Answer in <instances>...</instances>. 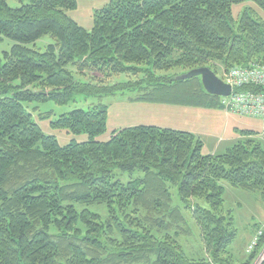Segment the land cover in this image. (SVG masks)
<instances>
[{"label":"trees","instance_id":"obj_1","mask_svg":"<svg viewBox=\"0 0 264 264\" xmlns=\"http://www.w3.org/2000/svg\"><path fill=\"white\" fill-rule=\"evenodd\" d=\"M15 1L0 0V40L13 42L0 56V264H252L264 235L236 260L223 195L228 185L264 201L258 134L242 131L214 155L190 132L151 125L99 142L107 107L98 103L51 122L88 136L61 146L25 105L131 92L137 103L222 109L199 77L177 81L175 72L264 66V0H108L90 30L68 16L78 0ZM234 5H245L236 20ZM45 37L51 43L36 50ZM119 76L128 80L106 84ZM192 225L201 256L181 245Z\"/></svg>","mask_w":264,"mask_h":264},{"label":"rangeland","instance_id":"obj_2","mask_svg":"<svg viewBox=\"0 0 264 264\" xmlns=\"http://www.w3.org/2000/svg\"><path fill=\"white\" fill-rule=\"evenodd\" d=\"M8 3L11 7H17L19 5L15 0H9ZM107 3L108 0H78L77 8L74 11H70L68 16L84 29L90 30L94 12L103 8ZM244 6L245 5H234L232 7V15L235 20L239 17ZM50 43L51 40L45 37L36 42L34 48L38 51H43L46 45ZM12 45L13 42L11 40L1 38L0 56L4 52H8ZM175 73L180 76L187 72L177 71ZM220 76L224 78L225 73L217 77L220 78ZM75 80L88 83L91 77L87 76L83 78L75 76ZM127 80L126 76H119L107 81L106 84L125 82ZM134 96V93L125 92L100 99L95 96L75 94L72 96V99L64 105L46 101L32 102L26 104L25 107L27 111L31 113L34 122L39 126L43 134L54 137L61 146L67 145L72 141L78 143L86 142L88 141V136L84 133L79 135L68 134L66 130L52 127L51 122L55 121L59 116L72 112L73 110H87L91 108L92 105L98 103H102L107 107L106 130L95 138V140L99 142L107 141L114 131L123 128L151 125L173 130L185 128L193 129L192 126L206 129L211 119L212 130L206 129V131L211 132L213 137L201 139L204 143L202 152L203 154L210 152L222 154L227 147L234 144V139L239 137L233 132L234 128L239 126L251 127L255 130L261 129V123L258 119L241 117L226 112L224 108L209 109L207 107L137 103L132 101ZM217 139H221L222 141L220 140L221 142H217ZM253 139L264 145V141L259 137ZM116 174L119 175V179L123 183L127 182L129 178L128 174L121 173L118 170H116ZM223 200V208L225 211L230 212L236 231V238L230 246L229 252L236 260L242 261L247 256L245 250L253 234H255L256 229H264V201L257 193H249L232 188L228 185H225ZM192 227L194 229L192 238L183 239L181 245L187 256H201L203 255V251L199 241V233L194 225H192ZM254 261L252 264H254Z\"/></svg>","mask_w":264,"mask_h":264},{"label":"built area","instance_id":"obj_3","mask_svg":"<svg viewBox=\"0 0 264 264\" xmlns=\"http://www.w3.org/2000/svg\"><path fill=\"white\" fill-rule=\"evenodd\" d=\"M223 82L231 88L228 97L221 98V104L226 112L241 117L262 121L263 128L259 138L264 141V91H242L245 87H257L264 90V66L254 65L248 68L236 67L225 74ZM264 231L259 229L253 235L245 253L250 255L263 238ZM254 264H264V246L254 261Z\"/></svg>","mask_w":264,"mask_h":264},{"label":"water","instance_id":"obj_4","mask_svg":"<svg viewBox=\"0 0 264 264\" xmlns=\"http://www.w3.org/2000/svg\"><path fill=\"white\" fill-rule=\"evenodd\" d=\"M200 78L204 91L212 96L224 98L231 94V88L224 83L208 68H198L177 76L175 80L184 81L192 78Z\"/></svg>","mask_w":264,"mask_h":264},{"label":"crops","instance_id":"obj_5","mask_svg":"<svg viewBox=\"0 0 264 264\" xmlns=\"http://www.w3.org/2000/svg\"><path fill=\"white\" fill-rule=\"evenodd\" d=\"M260 121V120H259ZM260 123H261V129H259V130H255V129H253V128H251V127H237V128H234L233 129V132L234 133H236L237 134V137L238 138H236V139H234V144L236 143V142H238V141H240V140H243L244 139V137H241L240 136V132H242V131H246V132H253V133H255V134H258V133H260L261 132V130H262V128H263V124H262V121H260ZM193 127V129L192 128H185V129H181L182 131H187V132H190V133H192V134H194V135H196V136H198L200 139H205V138H211V137H213L212 136V134H211V132H209V131H206V129H209L210 131L212 130V122H211V119L209 120V123H208V128H206V129H204V128H200V127H197V126H192ZM203 130V131H202ZM211 134V135H210ZM221 139H217L216 141L217 142H221L220 141ZM202 143H203V141H202ZM233 144V145H234ZM232 146V145H231ZM231 146H229V147H231ZM203 147H204V143H203ZM229 147H227V148H229ZM226 148V149H227ZM214 154H217L216 152H210V153H207L206 155H214Z\"/></svg>","mask_w":264,"mask_h":264}]
</instances>
